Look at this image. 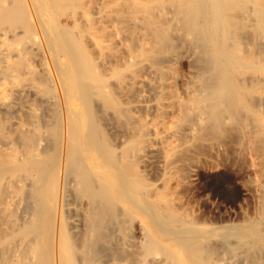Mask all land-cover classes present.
<instances>
[{"label": "bare ground", "instance_id": "6f19581e", "mask_svg": "<svg viewBox=\"0 0 264 264\" xmlns=\"http://www.w3.org/2000/svg\"><path fill=\"white\" fill-rule=\"evenodd\" d=\"M0 264H264V0H0Z\"/></svg>", "mask_w": 264, "mask_h": 264}, {"label": "rangeland", "instance_id": "374dc122", "mask_svg": "<svg viewBox=\"0 0 264 264\" xmlns=\"http://www.w3.org/2000/svg\"><path fill=\"white\" fill-rule=\"evenodd\" d=\"M178 73L180 74L181 72ZM250 162L252 163V161ZM251 163L247 160L246 164L241 163V165H238V168H236L235 171L220 167L215 169H206L201 175L203 180L199 183L198 187L193 188L192 191L197 192V195H199L200 193L208 194V192L216 191L215 189H217V191H221L234 198L230 197V201L233 199L234 203L237 205L232 203L233 201L230 202L228 200L227 203L225 202V212L227 215H230L232 219H243L244 216L254 217L255 214H257V212H255V209L257 211V205L253 202L255 199L250 196H245L244 192L246 189L255 190V184H257L256 180L258 181V177L253 174L254 172L250 173L246 170L247 167H250L249 164ZM207 189L209 190L207 191ZM214 202L215 201L208 200L206 203L208 204V207H211L212 205H215L213 204ZM233 204L235 206H233Z\"/></svg>", "mask_w": 264, "mask_h": 264}]
</instances>
